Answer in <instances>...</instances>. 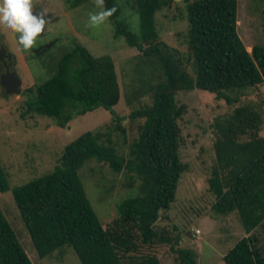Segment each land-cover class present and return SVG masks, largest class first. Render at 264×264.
Segmentation results:
<instances>
[{
	"label": "trees",
	"instance_id": "1",
	"mask_svg": "<svg viewBox=\"0 0 264 264\" xmlns=\"http://www.w3.org/2000/svg\"><path fill=\"white\" fill-rule=\"evenodd\" d=\"M89 0H63L75 9ZM123 3L105 0L117 12L108 20L115 39L123 38L155 67L148 104L127 117L142 119L126 150L118 149L111 132L83 131L70 140L54 168L12 188V195L39 257L71 246L81 264H159L150 249L169 244L176 264H197L192 248L177 247L181 236L156 223L170 208L185 164L179 155L181 132L178 119L185 111L175 95L181 90L201 89L231 104L237 97L224 90L245 89L264 83V45L248 51L237 32L238 0H192L186 5L187 51L191 73L183 59L159 40L155 13L171 0H133L139 32L120 16ZM53 64L54 72L22 94L21 117L44 115L60 127L97 108L109 112L115 129H125L115 106L121 93L115 62L109 54L94 56L76 39ZM156 72V73H155ZM261 111L252 104L240 105L214 121L216 164L208 178L215 196L212 210L227 214L236 210L246 236L222 256L224 264H264V248L258 245L255 228L264 221V137ZM109 166L113 173H130L125 183L138 195L118 204V215L105 227L93 209L79 169L87 160ZM244 159L246 163H242ZM231 166L232 169H229ZM235 172L230 184L225 171ZM135 181H138L135 185ZM97 183V182H96ZM9 189L0 163V191ZM0 264H33L0 207Z\"/></svg>",
	"mask_w": 264,
	"mask_h": 264
},
{
	"label": "rangeland",
	"instance_id": "2",
	"mask_svg": "<svg viewBox=\"0 0 264 264\" xmlns=\"http://www.w3.org/2000/svg\"><path fill=\"white\" fill-rule=\"evenodd\" d=\"M190 1L171 0L168 6L155 13V23L159 40L183 59L191 73L186 41V5ZM119 3L123 6L120 18L138 33V16L131 5L133 0ZM43 8L48 11L46 18L50 24L38 41L40 45L31 52L24 51L18 44L17 34L0 26V46L11 55V69L22 81L20 94H6L0 84V163L9 184L7 191H0V207L33 264H81L69 245L45 257L37 255L15 204L12 188L50 172L58 163L64 146L80 132L110 131L118 149L126 150L142 121L127 116L132 110L150 102L151 85L157 80L151 75L155 65L139 50L129 47L123 38L115 39L109 20L99 28L88 27V14L99 11L94 0L71 10L64 6L63 0H38L35 10L39 12ZM237 32L248 51L253 45H264V0H238ZM72 39L83 44L94 56L109 54L113 58L121 93L115 110L120 116H125L120 121L125 136L115 129L116 121L101 107L75 117L66 127L58 126L52 118L44 115L21 117L25 99L22 91L50 77L54 72L53 64L71 47ZM3 72L0 60V75ZM224 92L237 97V101L229 104L223 98H216L214 93L197 88L181 90L175 95L177 104L185 108L178 119L181 132L179 155L185 170L174 202L168 210L161 212L156 226L181 236L177 247L194 249L197 264H224L222 256L247 235L236 210L227 214L212 210L215 196L208 188V178L217 162L215 119L231 114L237 106L252 104L262 113L259 134L264 137V83ZM235 172L225 171L228 184ZM129 175L125 171L113 173L107 164L94 159L85 161L79 169L87 197L103 227L118 215V204L123 199L138 195L136 187L125 186L131 179ZM255 229L258 245L264 248V221L262 227ZM150 250L157 254L159 264L177 263L176 253L169 244L157 245Z\"/></svg>",
	"mask_w": 264,
	"mask_h": 264
},
{
	"label": "clouds",
	"instance_id": "3",
	"mask_svg": "<svg viewBox=\"0 0 264 264\" xmlns=\"http://www.w3.org/2000/svg\"><path fill=\"white\" fill-rule=\"evenodd\" d=\"M38 0H0V26L10 29L18 36V44L26 52L40 45L38 41L44 35L50 21L44 8L35 10ZM99 11L88 14V27L99 28L116 12L115 6L106 8L105 0H94Z\"/></svg>",
	"mask_w": 264,
	"mask_h": 264
},
{
	"label": "water",
	"instance_id": "4",
	"mask_svg": "<svg viewBox=\"0 0 264 264\" xmlns=\"http://www.w3.org/2000/svg\"><path fill=\"white\" fill-rule=\"evenodd\" d=\"M5 57L11 60V55L4 48H0V60L3 62L5 71L0 75V84L6 94H20L22 90L21 78L14 70H9L10 63H6Z\"/></svg>",
	"mask_w": 264,
	"mask_h": 264
},
{
	"label": "flooded vegetation",
	"instance_id": "5",
	"mask_svg": "<svg viewBox=\"0 0 264 264\" xmlns=\"http://www.w3.org/2000/svg\"><path fill=\"white\" fill-rule=\"evenodd\" d=\"M0 48H1V46H0ZM5 60H6V63L8 64V63H10V65H9V70L10 71H12L13 69H11L12 67H11V65H12V61L11 60H8L6 57H5ZM3 63V62H2ZM3 67H4V65H3ZM4 71H5V68H4Z\"/></svg>",
	"mask_w": 264,
	"mask_h": 264
}]
</instances>
